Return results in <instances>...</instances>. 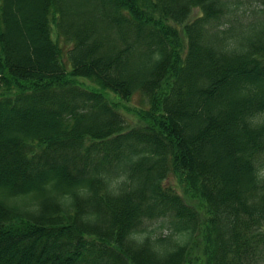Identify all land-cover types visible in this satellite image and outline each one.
<instances>
[{
    "label": "trees",
    "instance_id": "obj_1",
    "mask_svg": "<svg viewBox=\"0 0 264 264\" xmlns=\"http://www.w3.org/2000/svg\"><path fill=\"white\" fill-rule=\"evenodd\" d=\"M0 264H264V0H0Z\"/></svg>",
    "mask_w": 264,
    "mask_h": 264
},
{
    "label": "rangeland",
    "instance_id": "obj_2",
    "mask_svg": "<svg viewBox=\"0 0 264 264\" xmlns=\"http://www.w3.org/2000/svg\"><path fill=\"white\" fill-rule=\"evenodd\" d=\"M253 4H255V2H253L252 5ZM197 12H198V9L194 8L192 14H196ZM52 35H53V38L63 47V51L65 53L66 48L71 46V42L65 41L62 36L59 37L57 32H56L54 25H53V29H52ZM64 58H66L65 54H64ZM86 82L88 83V80H86ZM119 102H120V105H126L131 109V110L126 111L127 112L126 119L130 123H132L131 120H133L136 117L134 114V110H132L133 107H135V106L146 107L147 106V97L142 95L140 92H137V93L132 94V96H130V99H128V100H122L121 99V100H119ZM173 181H174V179L171 176L170 182H173ZM159 224H160V220H153L152 222H150V226H158Z\"/></svg>",
    "mask_w": 264,
    "mask_h": 264
}]
</instances>
